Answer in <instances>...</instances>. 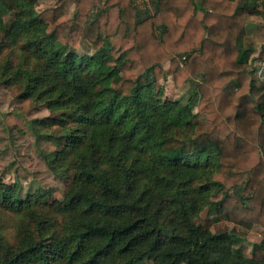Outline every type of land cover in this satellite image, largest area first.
Returning <instances> with one entry per match:
<instances>
[{
    "label": "trees",
    "instance_id": "16d2710c",
    "mask_svg": "<svg viewBox=\"0 0 264 264\" xmlns=\"http://www.w3.org/2000/svg\"><path fill=\"white\" fill-rule=\"evenodd\" d=\"M39 1L0 0V84L58 116L50 165L73 183L40 219L0 182L16 219L0 264H264V81L247 30L264 0H154L146 17L134 0ZM167 76L195 101H164ZM222 222L235 227L213 233Z\"/></svg>",
    "mask_w": 264,
    "mask_h": 264
},
{
    "label": "rangeland",
    "instance_id": "374dc122",
    "mask_svg": "<svg viewBox=\"0 0 264 264\" xmlns=\"http://www.w3.org/2000/svg\"><path fill=\"white\" fill-rule=\"evenodd\" d=\"M57 0H40L35 6L38 13L54 7ZM142 17L151 15L154 11V0H134ZM247 30L255 40L256 52L252 58V66L264 81V61L259 56L264 47V15H255L249 12ZM84 49L81 51L85 54ZM168 69V65H166ZM163 100L190 105L195 101V86L186 85L177 89L173 77L167 76L161 81ZM17 88H6L0 84V182L6 185H19L20 196L30 200L35 207L37 217L53 218L51 206L61 203L73 183L72 171L54 172L50 162L54 161L59 151L60 142L49 138L64 134L62 126L56 123V114H52L45 106L38 105L31 100H24ZM197 112V105L194 106ZM51 119V120H49ZM180 131V130H179ZM59 216V215H58ZM203 218H213L215 212L206 209L202 212ZM31 221V217H29ZM34 220V219H33ZM32 225H37L36 220ZM16 219L13 214L0 209V228L6 229L7 238H15L14 227ZM235 227L233 223L222 222L212 227L213 233L230 231ZM58 229V228H57ZM242 230L241 228H238ZM262 227L256 226L248 234V241L243 250L247 258H251L254 244L262 240ZM142 264H153L147 261Z\"/></svg>",
    "mask_w": 264,
    "mask_h": 264
}]
</instances>
